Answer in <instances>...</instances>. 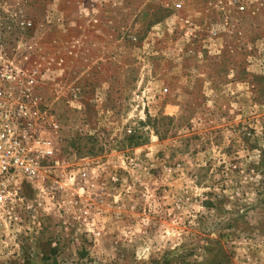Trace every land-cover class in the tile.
Listing matches in <instances>:
<instances>
[{
	"label": "rangeland",
	"instance_id": "374dc122",
	"mask_svg": "<svg viewBox=\"0 0 264 264\" xmlns=\"http://www.w3.org/2000/svg\"><path fill=\"white\" fill-rule=\"evenodd\" d=\"M1 6L10 48L15 14L32 23L20 52L49 69L58 160L88 157L98 184L91 225L40 210L0 264H264V0Z\"/></svg>",
	"mask_w": 264,
	"mask_h": 264
},
{
	"label": "built area",
	"instance_id": "2783aa9c",
	"mask_svg": "<svg viewBox=\"0 0 264 264\" xmlns=\"http://www.w3.org/2000/svg\"><path fill=\"white\" fill-rule=\"evenodd\" d=\"M14 26L21 38L10 48L7 43L15 40L4 36L7 27L0 15V237L15 225L34 223L40 210L49 213L65 203L73 218L91 225L94 218L84 195L98 184V167L88 157L73 167L58 160L60 126L43 93L49 69L20 52L31 21L19 11ZM25 188L32 192L30 200Z\"/></svg>",
	"mask_w": 264,
	"mask_h": 264
},
{
	"label": "trees",
	"instance_id": "16d2710c",
	"mask_svg": "<svg viewBox=\"0 0 264 264\" xmlns=\"http://www.w3.org/2000/svg\"><path fill=\"white\" fill-rule=\"evenodd\" d=\"M203 206L206 208V209H213L215 208L216 210H220L218 207H217V204L215 205L214 202L212 201H205L203 202ZM243 214V212L241 213V215ZM240 214L238 216H241ZM236 223H237V219H230V221L227 223V226L228 227H235L236 226ZM229 263V262H227Z\"/></svg>",
	"mask_w": 264,
	"mask_h": 264
}]
</instances>
